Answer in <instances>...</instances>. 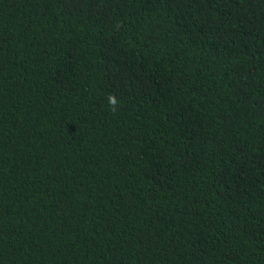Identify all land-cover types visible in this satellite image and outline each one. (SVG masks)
I'll return each instance as SVG.
<instances>
[{
    "label": "trees",
    "instance_id": "trees-1",
    "mask_svg": "<svg viewBox=\"0 0 264 264\" xmlns=\"http://www.w3.org/2000/svg\"><path fill=\"white\" fill-rule=\"evenodd\" d=\"M0 264H264V0H0Z\"/></svg>",
    "mask_w": 264,
    "mask_h": 264
},
{
    "label": "clouds",
    "instance_id": "clouds-1",
    "mask_svg": "<svg viewBox=\"0 0 264 264\" xmlns=\"http://www.w3.org/2000/svg\"><path fill=\"white\" fill-rule=\"evenodd\" d=\"M109 103H110L111 105H115V104H116V100H115V98H114V97H110V98H109Z\"/></svg>",
    "mask_w": 264,
    "mask_h": 264
}]
</instances>
